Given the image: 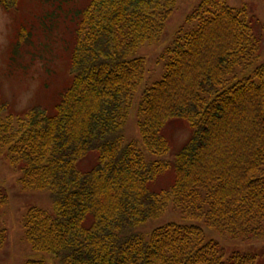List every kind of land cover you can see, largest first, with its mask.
I'll list each match as a JSON object with an SVG mask.
<instances>
[{"label":"trees","instance_id":"1","mask_svg":"<svg viewBox=\"0 0 264 264\" xmlns=\"http://www.w3.org/2000/svg\"><path fill=\"white\" fill-rule=\"evenodd\" d=\"M178 2L87 0L73 16L70 80L52 114H7L0 99V149L22 191H46L51 203L23 218L31 253L50 261L24 264H257L253 254L226 255L197 224L230 240L264 237L262 39L245 7L200 0L184 21L194 28L164 49L160 80L141 90L137 52L164 36ZM29 35L21 27L15 47ZM135 100L139 140L126 141ZM171 123L189 130L174 153ZM168 172V186L151 190ZM8 204L0 193V218ZM170 209L182 222L139 231ZM7 237L0 226V246Z\"/></svg>","mask_w":264,"mask_h":264},{"label":"rangeland","instance_id":"2","mask_svg":"<svg viewBox=\"0 0 264 264\" xmlns=\"http://www.w3.org/2000/svg\"><path fill=\"white\" fill-rule=\"evenodd\" d=\"M87 0H19L18 7L7 13L0 7V99L7 105V114H21L39 106L48 114L58 102L59 95L69 83L68 67L71 48V31L75 25L74 13L84 7ZM200 0H179L176 9L166 23L163 37L151 45L141 47L137 55L145 57V81L142 88L158 82L164 70L162 53L170 44L175 32L182 29L188 32L193 24H185L186 16ZM233 8H246V20L253 31L262 39L261 56L257 63L264 62V0H227ZM24 27L29 31L28 40L15 47L18 30ZM138 93L137 95H139ZM138 98V97H137ZM23 102L22 101H25ZM124 132L126 141H137L136 109ZM170 136L173 153L188 138L189 130L178 123L166 128ZM171 161V158H163ZM93 156L84 162L89 166ZM19 174L13 169L0 149V193L8 197V206L3 209L0 226L7 232V242L0 246V264H24L27 259L40 257L33 255L24 241L23 218L31 207L51 211L48 192L22 191L18 185ZM172 174L166 173L150 187L158 191L166 188ZM179 223L182 220L177 212L168 210L161 218L143 225L139 231L148 234L150 230L165 223ZM201 227L208 240L216 242L226 255L232 252L253 254L257 264H264V237L253 242L230 240ZM40 258L50 261L43 255Z\"/></svg>","mask_w":264,"mask_h":264},{"label":"clouds","instance_id":"3","mask_svg":"<svg viewBox=\"0 0 264 264\" xmlns=\"http://www.w3.org/2000/svg\"><path fill=\"white\" fill-rule=\"evenodd\" d=\"M23 102H26V99H25V101H22V103H23Z\"/></svg>","mask_w":264,"mask_h":264}]
</instances>
